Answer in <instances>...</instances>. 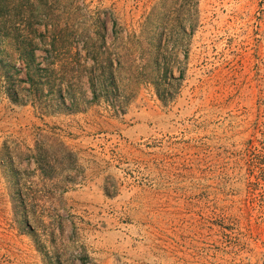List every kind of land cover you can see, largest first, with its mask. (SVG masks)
<instances>
[{
	"label": "rangeland",
	"instance_id": "1",
	"mask_svg": "<svg viewBox=\"0 0 264 264\" xmlns=\"http://www.w3.org/2000/svg\"><path fill=\"white\" fill-rule=\"evenodd\" d=\"M53 29L78 112L8 95ZM0 264H264V0H0Z\"/></svg>",
	"mask_w": 264,
	"mask_h": 264
},
{
	"label": "trees",
	"instance_id": "2",
	"mask_svg": "<svg viewBox=\"0 0 264 264\" xmlns=\"http://www.w3.org/2000/svg\"><path fill=\"white\" fill-rule=\"evenodd\" d=\"M52 38L51 60L44 67H37L31 62H27L24 73L25 79L20 80V82H28L29 85L27 88H19L12 93H8L9 98L18 103H26L29 99L32 106L41 110L42 114L78 112L80 109H77L76 105L84 101V93L81 91L80 84L81 78L85 74L88 75L91 89V97L86 102L90 103L97 101L98 79L96 78V71H101V74H107V77L111 81L113 80L115 67L111 53H107L103 60H100L98 53H96L93 56L92 64L87 67L82 62L79 53L72 51L73 46L70 42L66 43V46H64L65 44L63 45L64 51L62 52L61 60L57 51L58 40L55 39L57 38L55 29H53ZM29 45L33 47L34 43H29ZM77 89L78 91L76 92ZM24 91H27V94H25L28 97L27 100H23L25 99ZM76 94L78 95L76 96ZM41 138L51 143L56 141L52 136L48 135H42ZM39 142L40 138L36 140L34 145L37 154L39 152L35 161L38 163V169L42 170V165L45 164L40 151L44 152L45 150L42 151V146L38 145ZM58 144L67 149V146L61 141ZM67 155H73V152L67 149Z\"/></svg>",
	"mask_w": 264,
	"mask_h": 264
}]
</instances>
